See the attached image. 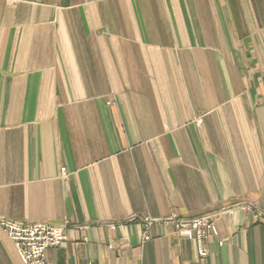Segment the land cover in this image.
Listing matches in <instances>:
<instances>
[{
    "label": "crops",
    "instance_id": "crops-1",
    "mask_svg": "<svg viewBox=\"0 0 264 264\" xmlns=\"http://www.w3.org/2000/svg\"><path fill=\"white\" fill-rule=\"evenodd\" d=\"M171 213L206 258L143 240ZM1 218L67 224L52 264H264V0H0Z\"/></svg>",
    "mask_w": 264,
    "mask_h": 264
},
{
    "label": "built area",
    "instance_id": "built-area-1",
    "mask_svg": "<svg viewBox=\"0 0 264 264\" xmlns=\"http://www.w3.org/2000/svg\"><path fill=\"white\" fill-rule=\"evenodd\" d=\"M231 210V207L224 208L222 212ZM155 221L173 223L175 233L179 237L191 239L196 243L197 253L201 259L208 256L209 239L218 233L216 215L185 218L177 213H171L166 218L158 220L150 216L144 217L146 227L143 233L144 241L150 239L148 229ZM0 226L14 242L24 264H52L47 258V251L60 246L67 239V224L53 225L46 222H22L1 218ZM222 243L223 241L220 242Z\"/></svg>",
    "mask_w": 264,
    "mask_h": 264
}]
</instances>
